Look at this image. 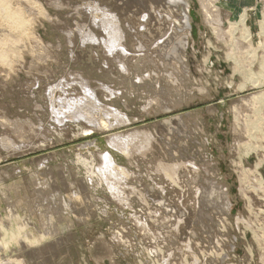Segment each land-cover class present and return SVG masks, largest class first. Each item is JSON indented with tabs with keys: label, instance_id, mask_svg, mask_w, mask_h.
I'll return each instance as SVG.
<instances>
[{
	"label": "rangeland",
	"instance_id": "obj_1",
	"mask_svg": "<svg viewBox=\"0 0 264 264\" xmlns=\"http://www.w3.org/2000/svg\"><path fill=\"white\" fill-rule=\"evenodd\" d=\"M146 1L8 0L10 9L21 14L23 24L22 29L17 31L0 17V42H6L9 36L11 38V50L6 53L7 63L0 61V226L3 228L2 230L0 227V264H264V2H258L257 6L234 9L228 0L174 1L172 5L177 7L176 14L183 12L185 5L187 6L188 18L187 26L181 27L183 30L178 28L172 32L173 35H169L173 39L170 40L171 45H175L179 38L185 43L179 51L182 68L175 69L171 63L169 66L165 65L167 60H177L166 56L168 47H165V54L164 49L153 45L152 42L156 44L158 36L143 34L145 38L142 34L139 36L140 34L135 33L140 14L146 12L144 6L151 5L150 1L146 5ZM105 10L106 13H114L115 16L112 15L119 21L127 52L133 55L138 50L134 55L142 54L140 57L135 56L132 63L124 62L127 65L122 71L118 62L115 63V60L114 62L102 52L103 45L100 41L105 33L95 22L99 23ZM243 13H246L245 24L250 31V40L243 39L244 34L240 30L239 22ZM133 18L137 19L133 22L135 27L131 22L134 21ZM127 22L132 24V29L129 30ZM134 28L132 37L131 30ZM85 30L86 33L92 31L96 40L91 42L81 38ZM181 30L185 33H181ZM152 39L154 51L149 43ZM132 43L137 48L132 47ZM142 46L145 48H141ZM133 48L135 50L132 53ZM146 53H154L157 62V59L162 58L159 61L162 65L153 61V56H146ZM160 53L163 56L161 58L158 56ZM103 61H106L105 65L102 64ZM101 66L111 68L109 72L112 75L108 69L103 72ZM170 66L174 68L173 74ZM177 69L181 72L176 71ZM168 72L170 80L166 77ZM144 76L148 78L144 79ZM77 78L78 81L83 79L89 82L86 81V84L94 91L97 102L100 101L97 110L101 108L103 112L95 110L96 121L89 125L92 128L88 131H82L84 125H81L84 123L78 120H66L69 126L65 129L64 126L57 125L59 122L54 119L51 108L56 107L54 97L60 95V92L62 94L64 91L66 97L71 93H79V96L83 94L82 84L77 81V85ZM100 83L106 87L102 88ZM173 83L174 86L171 85ZM55 86L56 90L53 89ZM50 92L53 93L52 96H48L51 95ZM260 92H263L259 94L263 97L255 96V93ZM49 97L54 101H49ZM108 108L110 111L116 109L117 113H108ZM105 110L110 115L105 114ZM166 120L167 124L164 123ZM171 124H175L180 131L175 127L173 130ZM128 134L132 138L137 134L138 138L135 136L134 140H130ZM113 135L123 136L121 138L125 140L124 147L126 145L127 148L123 150L109 146L107 139ZM131 142L133 147H130ZM120 150L124 152H119ZM126 150L131 151L130 155ZM105 151L126 171V174H119L118 179L115 177L112 180H115L114 183L111 181L112 187L120 195L108 191L106 181L95 171L99 162L98 153ZM84 161L87 166H84ZM179 162L182 165L187 162L183 171ZM191 162L193 166H188ZM89 165L90 171L87 170ZM168 165L175 168V172L178 171V175L175 173L176 181L181 179L182 183L176 182L173 176L170 182H165L168 180L167 176L173 174L172 168L171 171H164L165 166L170 167ZM189 168H194L193 173L187 170ZM185 170L190 173V177ZM166 171L169 172L167 176ZM194 172L198 174L195 175ZM40 173L42 178H39ZM35 179L41 183L33 182ZM77 179H81L80 182ZM173 181L180 183L177 186ZM78 182L81 188L77 185ZM153 182H156L155 185H162V189H158ZM73 183L76 185L73 186ZM169 183L172 184L170 188ZM37 184H44L45 189L40 191L42 185L37 189ZM194 186L198 187V194ZM46 187L52 189L53 193ZM185 187L190 188H186L189 191L184 190ZM56 189L60 196L56 195ZM76 189L84 190L79 193ZM72 190L80 194L78 200L69 196L68 193ZM199 194L201 197L209 194L207 197L212 200L201 201ZM114 197L120 200L117 201ZM176 197L181 199L180 204L182 200L186 202L181 207L187 206L188 212H180L183 209L177 207L180 205L179 200H174ZM188 198L192 203L196 202L197 208L195 203V209L193 208ZM65 204H69V208L66 209ZM208 204L211 207H207ZM164 205L174 212L166 211ZM59 206L63 207L62 212ZM55 208L59 209L58 213H55ZM80 211L84 213L81 214ZM180 218L183 220L178 221L179 228L175 227ZM134 219H139L140 225ZM180 221H183L181 225ZM142 225L150 230L146 232L147 227ZM18 227L22 231L17 243L9 241L4 244L2 241L7 240L12 232L18 233ZM174 228H178V231H173ZM148 231L151 233L147 235ZM3 235L7 237L4 238ZM25 235H29L31 239L39 238L40 241L30 244L26 240L29 236ZM20 240L22 244H19ZM187 243L189 245L185 247ZM159 249L163 250V255Z\"/></svg>",
	"mask_w": 264,
	"mask_h": 264
},
{
	"label": "bare ground",
	"instance_id": "obj_2",
	"mask_svg": "<svg viewBox=\"0 0 264 264\" xmlns=\"http://www.w3.org/2000/svg\"><path fill=\"white\" fill-rule=\"evenodd\" d=\"M123 1V0H122ZM145 1V0H144ZM148 2H149V4H151L150 6H147V7H145L144 6V9L146 8V12L145 13H142V14H140V18L138 19V21L139 22H136V24H137V26H136V24L134 25L133 24V22H135V20L137 21V19H135L134 20V18L136 17V15H135V17L132 19V20H134V21H131L132 22V24H133V26L135 27L136 26V34H140L139 36H141V34L143 35V34H145V36L148 34L149 36H151V35H153L154 37H157L158 36V39H157V42H156V44H155V42H152L153 41V39L151 40V41H149V43H150V46L152 45L151 44V42L152 43H154L153 45L154 46H158L159 48H162V50H163V52H165L166 50V52H167V54H166V52H165V54H166V56L169 58V57H171V58H174V59H177V60H175V61H172V59H171V61L170 62H168V60H167V64H165V65H170V63H171V65L173 66L174 65V68L176 69V68H178V69H180V68H182V60H180V57H179V51L184 47V45H185V43L183 44V42H182V40H181V38H179L178 39V41H177V43L175 44V45H171V43H172V41H170V40H173V39H171V36L169 37V35H170V33H172V32H174V31H176V29H178L179 28V30H180V28L182 27H185V26H187V20H188V18H187V14H186V5H185V9H184V11L183 12H179L178 14H176V12H175V10H177V7H176V5H172L173 3H175L174 1H176V0H147ZM146 1V5H147V2ZM178 1V0H177ZM205 1V0H204ZM113 2V1H112ZM130 3H131V1H130ZM152 3H154V4H156V5H153ZM169 5H168V4ZM122 4V3H121ZM180 4H181V2H180ZM203 4V3H202ZM96 5V4H95ZM99 5V4H98ZM121 6V5H120ZM122 6H123V4H122ZM121 6V7H122ZM134 6V5H133ZM175 6V7H174ZM123 7H125V6H123ZM103 8H105V7H103ZM126 8H127V6H126ZM138 8H140V7H138ZM175 8V9H174ZM211 8V7H210ZM96 9V8H95ZM121 9H123V8H121ZM92 10V9H91ZM128 10V9H127ZM138 10V9H137ZM107 11H109V10H107ZM210 11V10H209ZM22 12V11H21ZM101 12V11H100ZM99 12V13H100ZM139 12V11H138ZM211 12V11H210ZM98 13V14H99ZM141 13V12H140ZM101 14V13H100ZM112 14H114V13H112ZM112 14H110V13H106V10H105V12H103V16H101V15H98V16H101L102 18L100 19V21H99V23L97 24L95 21V24L96 25H99L100 26V29L102 28V30L104 31V33H105V37H101V43L100 44H102L103 46H102V52H104V53H106V55L107 56H109V58H112L113 59V61L115 62V63H117L118 62V66H121V68H119L120 70L121 69H123L124 68V66H126L125 65V63L127 62L128 64L129 63H132V61H134V57L135 56H137V55H134L135 53H136V51H138V50H135L134 48L131 50L132 51V53H133V51L135 50V52L133 53V55H130V53L129 52H127V49L125 48V46H127V44H126V42H125V39H124V32L122 31V29L120 28V26H119V21L117 20V18L116 17H114L115 16V14H114V16L112 15ZM131 14H133V13H131ZM244 14H246V13H243L242 14V16L240 17V27H241V29L240 30H242V34H244L242 37H243V39H245V40H250V38H249V36H250V31H249V29L246 27V24H245V19H246V17L244 16ZM90 15V14H89ZM24 16V15H23ZM0 17H2V19H5L6 21H7V23L9 24V26L11 27V28H13L14 30H17V31H19L20 29H22L21 27H22V24H23V20H22V17H21V14L18 12V11H15V10H11L10 9V7H9V4H8V0H0ZM132 16H130V18H131ZM94 18V17H93ZM119 19V18H118ZM212 19V18H211ZM92 20V19H91ZM97 20H98V18H97ZM130 20V19H129ZM3 21V20H2ZM121 24V23H120ZM127 24V27L129 28V30L130 29H132V24L131 25H129L128 24V22L126 23ZM262 26H263V24H261ZM98 27V26H97ZM122 27V26H121ZM181 28V29H182ZM125 29V28H124ZM216 29V28H215ZM29 30V29H28ZM86 30H88V29H86ZM86 30H85V33H83L84 34V36H83V34H82V36H81V38H83V39H85V40H89V41H95L96 39V36H93L91 33H92V31H89L90 33H86ZM90 30V29H89ZM126 30V29H125ZM124 30V31H125ZM135 30V28L133 29V30H131V36H132V34H133V31ZM183 30V29H182ZM182 30H181V33H183L182 32ZM83 31V30H82ZM178 31V30H177ZM179 32V31H178ZM81 33V32H80ZM185 33V32H184ZM183 33V34H184ZM180 33H178V35H179ZM81 35V34H80ZM172 35H173V33H172ZM144 36V35H143ZM144 36V37H145ZM219 36V35H218ZM23 37V36H22ZM133 37V36H132ZM251 37V36H250ZM6 38V37H5ZM98 38V37H97ZM126 38V37H125ZM146 38V37H145ZM147 38H148V36H147ZM149 38H152V37H149ZM184 38V37H183ZM8 40L6 41V42H0V61H2V62H5V63H7L6 62V53L9 51V50H11V38H10V36L7 38ZM72 39V38H71ZM134 39V38H133ZM133 39H132V41H133ZM136 39V38H135ZM144 39V38H143ZM145 40V39H144ZM150 40V39H149ZM242 40V39H241ZM155 41V40H154ZM97 42L99 43V41L97 40ZM131 42V41H130ZM136 42V41H135ZM142 42V41H141ZM171 42V43H170ZM243 42V41H242ZM71 43V42H70ZM96 43V42H95ZM137 43H140L139 41H137ZM148 43V44H149ZM174 43V42H173ZM246 43V42H245ZM249 43H250V41H249ZM37 44V43H36ZM81 44V43H80ZM83 44V43H82ZM90 44V43H89ZM99 44V45H100ZM144 44V43H143ZM142 44V45H143ZM168 44H170V45H168ZM132 47H134L135 46V48H137L136 46L137 45H135V44H133L132 43ZM140 45H141V43H140ZM153 45L151 46V49L153 50ZM168 45V46H167ZM92 46V45H91ZM145 46V45H144ZM144 46H142L141 48H143ZM165 47H168L169 48V50H168V48L165 50ZM139 48V47H138ZM145 48V47H144ZM158 48V49H159ZM95 49V48H94ZM146 49H150V47L149 48H147L146 47ZM157 49V51H159ZM129 50V49H128ZM142 50V49H141ZM145 50V49H144ZM152 50H150V51H152ZM156 50V49H155ZM154 51V50H153ZM140 52V51H139ZM138 52V53H139ZM142 52V51H141ZM145 52H147V51H145ZM159 52H162V51H159ZM162 52V53H163ZM103 53V54H104ZM129 53V54H128ZM155 53H157L158 54V52H156L155 51ZM149 54V53H148ZM154 54V53H153ZM153 54H149V55H147V53H146V56H153ZM181 54V53H180ZM81 55V54H80ZM94 55V54H93ZM142 55V54H141ZM140 55V56H141ZM144 55H145V53H144ZM143 55V56H144ZM156 55V54H155ZM163 56H165L164 55V53L162 54ZM161 55V53L158 55L160 58L161 57H163ZM96 56V58H97V55H94V57ZM139 55L137 56V57H140ZM146 56H144L145 58L144 59H146ZM165 56V57H166ZM173 56V57H172ZM105 57V56H104ZM137 57H136V59H137ZM154 58V60L153 61H155V59H156V56H153ZM158 57V58H159ZM151 57H148V59H150ZM167 58V59H168ZM92 59H93V57H92ZM103 59H106V58H103ZM102 59V60H103ZM108 59V58H107ZM112 59H111V61H112ZM135 59V60H136ZM142 59H143V57H142ZM143 59V60H144ZM162 59V58H161ZM160 59V60H161ZM165 59V58H164ZM163 59V60H164ZM109 60V59H108ZM151 61H152V59H150ZM158 60V62L157 61H155V62H157L158 64H160V65H162L160 62L162 61H160L159 59H157ZM107 61V60H106ZM106 61L104 62H102V64L103 65H105L104 63H106ZM137 61V60H136ZM152 61V62H153ZM160 61V62H159ZM87 62V61H86ZM92 62V61H91ZM109 62H110V60H109ZM125 62V63H124ZM164 62H166L165 60H164ZM112 63V62H111ZM110 63V64H111ZM134 63H137V62H134ZM140 63H142V62H140ZM109 64V63H108ZM107 64V65H108ZM146 64V63H145ZM152 64V63H151ZM156 64V63H155ZM154 64V65H155ZM99 65V64H98ZM133 65V64H132ZM135 65V64H134ZM141 65V64H140ZM139 65V66H140ZM148 65H150V64H148ZM154 65H153V68H154ZM165 65H164V67H165ZM142 66H143V64H142ZM142 66H140V67H142ZM102 68H103V72H105V71H107V69H108V72H109V70L111 69H109V68H106L105 66H101ZM129 67V66H128ZM132 67V66H131ZM158 67V66H157ZM156 67V68H157ZM162 67V66H161ZM171 67V66H170ZM169 67V68H170ZM116 68H118V67H116ZM126 68V67H125ZM133 68V67H132ZM137 68V67H136ZM143 68V67H142ZM163 68V67H162ZM172 68V67H171ZM174 68H172L170 71L172 72V70H174ZM129 69V68H128ZM155 69V68H154ZM178 69L176 70V71H178ZM102 69H100V71H101ZM125 70H127V69H125ZM124 70V72H126ZM131 70V69H130ZM133 70V69H132ZM150 70V69H149ZM167 70V69H166ZM122 71V70H121ZM121 71H119L120 73H121ZM153 71V70H152ZM167 71H169V70H167ZM166 71V72H167ZM180 71V70H179ZM178 71V72H179ZM112 73H113V71H111ZM173 72H175V71H173ZM173 72H172V74H173ZM181 72V71H180ZM110 73V72H109ZM123 73V72H122ZM127 73H128V71H127ZM100 74V73H99ZM111 74V73H110ZM130 74H131V71H130ZM134 74H136V73H134ZM146 74V76H148L147 75V73H145ZM144 74V75H145ZM156 74V73H155ZM154 74V75H155ZM161 74V73H160ZM165 74V73H164ZM163 74V75H164ZM168 74H169V72H168ZM168 74H166V77H168L169 78V76H170V74L168 75ZM74 75V74H73ZM78 75H80V74H78ZM104 75V74H103ZM105 75H106V73H105ZM112 75V74H111ZM120 75V74H119ZM127 75H129V74H127ZM138 75V74H137ZM157 75V74H156ZM107 76H109V75H107ZM122 76V75H121ZM130 76V75H129ZM132 76V75H131ZM175 76V75H174ZM134 77V76H133ZM138 77V76H137ZM140 77H142V76H140ZM145 77V76H144ZM143 77V78H144ZM154 77V76H153ZM156 77V76H155ZM165 77V76H164ZM177 77V76H176ZM68 78V77H67ZM80 78V77H79ZM119 78V77H118ZM127 78V77H126ZM146 78H148V77H145L144 79H146ZM173 78V77H172ZM171 78V79H172ZM64 79H66V78H64ZM71 79V78H70ZM69 79V80H70ZM173 79H177V78H173ZM172 79V80H173ZM179 79V78H178ZM124 80V79H123ZM136 80H138V79H136ZM169 80H170V78H169ZM74 81V80H73ZM78 81V78H77V80H76V82ZM79 81H80V79H79ZM78 81V82H79ZM85 81V80H84ZM83 81V79L80 81V83L82 84V89H83V94L81 95V96H79L78 94L79 93H77V94H73L72 95V93L70 94V96H68V97H66L64 94L65 93H63L62 92V94H61V92H60V95H57V96H55L54 97V100H56V101H54L53 100V98L51 99L50 97V99H49V101L50 100H53L54 102H56V107H54L53 108V106L51 107L52 109H53V112H54V119L57 121V122H59V123H57V125L58 124H60V126L61 127H63L64 129L66 128V127H68L69 126V124H67L66 123V120H78V122H83L84 124H82L81 126H83V130L82 131H88V130H90L91 128H92V126H91V128L89 127V125H92V124H94L95 123V118H96V116L94 117V112L96 113V111L95 110H97V108H98V106H99V102L100 101H98L97 102V100L98 99H96V97H95V93H93L94 91H92V90H90L91 88L89 87L90 85H87L86 84V81L84 82ZM139 81V80H138ZM137 81V82H138ZM165 81V80H164ZM168 81V80H167ZM78 82H77V85H78ZM98 82V81H97ZM140 82H142V81H140ZM170 82V81H169ZM181 82V81H180ZM99 83V82H98ZM102 83V82H101ZM101 83H100V85H101ZM171 83H172V81H171ZM176 83H177V81H176ZM175 83V85H177ZM56 84V83H55ZM63 84V83H62ZM65 84H66V82H65ZM157 84H159L158 82H157ZM68 85H69V83H68ZM71 85V84H70ZM103 85V84H102ZM101 85V86H102ZM137 85V84H136ZM171 85H173L174 86V83L173 84H171ZM179 85V84H178ZM52 86V85H51ZM67 86V85H66ZM105 87H106V85H104ZM104 86H102V88H104ZM126 86V85H125ZM57 86H55V87H53V89H55ZM59 87V86H58ZM65 87V86H64ZM63 87V88H64ZM81 87V86H80ZM157 87V86H156ZM172 87V86H171ZM240 87H243V86H240ZM51 88V87H50ZM60 88V87H59ZM63 88H61V90H63ZM90 88V89H89ZM179 88V87H178ZM177 88V89H178ZM52 88H51V90H53ZM67 89V88H66ZM81 89V88H80ZM95 89H97V88H95ZM106 89H109V87H107ZM105 89V90H106ZM116 89V88H115ZM163 89V88H162ZM174 89H176V88H174ZM174 89H172V90H174ZM50 90V89H49ZM50 90V91H51ZM56 90V89H55ZM55 90H53V92H55ZM60 90V89H59ZM59 90H58V93H59ZM93 90H94V88H93ZM111 90V89H110ZM110 90H107V91H110ZM157 90V89H156ZM160 90V89H159ZM66 91V90H65ZM68 91V90H67ZM66 91V92H67ZM106 91V92H107ZM114 91V90H113ZM119 91V90H118ZM203 91V90H202ZM49 92V91H48ZM47 92V93H48ZM81 92H82V90H81ZM159 92V91H158ZM50 94H51V92H50ZM53 94V93H52ZM52 94L51 95H49L48 94V96H52ZM118 94H120V93H118ZM118 94H116V95H118ZM165 94V93H164ZM255 94H257V95H255V96H258L259 98L260 97H263L262 95H259V94H263V92H260V93H255ZM55 95H56V93H55ZM111 95V94H110ZM109 95V96H110ZM34 96V95H33ZM162 96V95H161ZM254 96V95H253ZM114 97V96H113ZM159 97V96H158ZM257 97V98H258ZM111 98V97H110ZM100 99V98H99ZM109 99V98H108ZM159 99V98H158ZM151 100H154V99H151ZM155 101V100H154ZM156 101H157V99H156ZM52 102V101H51ZM149 102V101H148ZM151 102V101H150ZM159 102V101H158ZM52 104V103H51ZM50 104V105H51ZM54 104V103H53ZM151 105V103H148V105ZM157 105H159L158 103H157ZM101 106H102V103H101ZM100 106V107H101ZM38 107V106H37ZM146 107V106H145ZM149 107V106H148ZM151 108V107H150ZM41 109V108H40ZM109 109V108H108ZM143 109V108H142ZM148 109V108H147ZM147 109H145V110H147ZM100 110H101V108L99 109V110H97V111H99L100 112ZM112 110V109H111ZM116 110V109H115ZM114 110V108H113V111L115 112V113H117V110L115 111ZM113 111H110V109L107 111L108 113H110V112H113ZM150 111V110H149ZM53 112H51V113H53ZM101 112H102V110H101ZM106 112V110L104 111V113ZM103 113V112H102ZM108 113H105V114H108ZM53 115V114H52ZM99 115V114H98ZM108 115H110V114H108ZM112 115H114V114H112ZM117 115V114H116ZM118 115H120V113L118 114ZM117 115V116H118ZM105 116V115H104ZM122 116V115H121ZM120 116V117H121ZM51 117V116H50ZM99 117V116H98ZM113 117V116H112ZM119 117V116H118ZM117 117V118H118ZM113 118H116V117H113ZM123 119H124V117H122ZM173 119V118H172ZM171 119V120H172ZM99 120V119H98ZM97 120V121H98ZM116 120H118L119 121V119H116ZM179 120V119H178ZM56 121H54V122H56ZM75 121H74V123H75ZM108 121V120H107ZM73 122V121H72ZM99 122H102V121H99ZM99 122H96V124H98ZM123 122V121H122ZM125 122H127V121H125ZM180 122V121H179ZM41 123V122H40ZM105 123V122H104ZM129 123V122H128ZM164 123L165 124H167V120H166V122L164 121ZM168 123H170V121H168ZM177 123H178V121H177ZM177 123H176V125H177ZM108 124V123H107ZM118 124V123H117ZM122 124V123H121ZM181 124V123H180ZM180 124H179V126H180ZM99 125V124H98ZM111 125V124H110ZM109 125V126H110ZM116 125V124H115ZM115 125H113V126H115ZM123 125V124H122ZM172 125V124H171ZM175 125V124H174ZM174 125H172L173 126V130H174V127H175V129L176 130H178V131H180L179 129H177L176 127V125L174 126ZM183 125V124H182ZM72 126V125H71ZM76 126V125H75ZM80 126V127H81ZM104 126V125H103ZM119 126V125H118ZM169 126V125H168ZM172 126H169V127H171V128H169V129H172ZM89 127V128H88ZM97 127H100V126H97ZM96 127V128H97ZM102 127V126H101ZM100 127V128H101ZM167 127V126H166ZM184 127V126H183ZM70 128V127H69ZM73 128V127H72ZM95 128V127H94ZM109 128H111V127H109ZM58 129V128H57ZM107 129V128H106ZM168 129V131H170ZM175 130V131H176ZM183 130V129H182ZM181 130V131H182ZM59 131V130H58ZM70 131V130H69ZM72 131V130H71ZM160 131H163V130H160ZM177 131V132H178ZM61 132V131H60ZM62 132H63V130H62ZM65 132V131H64ZM75 132V131H74ZM77 132V131H76ZM135 133V132H134ZM134 133H130V134H134ZM137 133V132H136ZM169 133H171V131L169 132ZM178 133H181V132H178ZM64 134V133H63ZM67 134V133H66ZM68 134H69V132H68ZM76 134V133H75ZM162 134V133H161ZM181 134H183V133H181ZM181 134H179V136L181 135ZM120 135V134H119ZM137 135V134H136ZM135 135V136H136ZM150 135V134H149ZM156 135V134H155ZM172 135V134H171ZM177 135V134H176ZM70 136V135H69ZM127 136V135H126ZM135 136H134V138H132V137H130L129 136V134H128V137H129V139L130 138H132L133 140L135 139ZM143 136H145V135H143ZM152 136V135H151ZM165 136V135H164ZM121 137H123V136H121ZM121 137H119L118 135H113L112 137H108V139H107V143H108V145L109 146H113L112 148H114V147H116L115 149H118V148H121V149H123L124 150V148H127V146L125 145V147H124V139L123 138H121ZM125 137V136H124ZM127 137V138H128ZM137 137V136H136ZM147 137V136H146ZM126 138V139H127ZM138 138V137H137ZM140 138V137H139ZM148 138V137H147ZM147 138H146V140H147ZM150 136H149V141H150ZM171 138V137H170ZM176 138V137H175ZM128 139V140H129ZM167 139V138H166ZM172 139V138H171ZM131 140V139H130ZM137 140V139H136ZM154 140V139H153ZM161 140V139H160ZM169 140V139H168ZM139 141V140H138ZM143 141V140H142ZM148 141V140H147ZM166 141V140H165ZM123 143V144H122ZM132 143V144H131ZM130 144V147H133L132 145H133V142H131ZM125 144H127V143H125ZM142 144V143H141ZM144 144V143H143ZM127 145H129V143L127 144ZM176 145V144H175ZM140 146V145H139ZM149 146H150V144H149ZM169 146V145H168ZM135 147H137V146H135ZM168 148V147H167ZM128 149H132V148H128ZM122 150V151H123ZM135 150H136V148H135ZM121 150L119 151V152H122ZM127 151V150H126ZM134 151V150H133ZM124 152V151H123ZM122 152V153H123ZM127 152H129V153H127V154H129L130 155V152L131 151H127ZM175 153V152H174ZM181 153V152H180ZM132 154V153H131ZM172 154V153H171ZM176 154V153H175ZM126 155V154H125ZM174 155V154H173ZM181 156V155H180ZM129 157V156H128ZM131 157V156H130ZM177 157V156H176ZM178 158V157H177ZM98 159H99V162H98V165H96V168H95V171L97 172V174H99V176L101 177V179H104L105 181H106V183H107V185H108V191H110L111 190V192H112V194H113V192H115V194H118V193H116V192H118V190L113 186L112 187V180L116 177L117 179H118V177L117 176H120L119 174H123V173H125L126 174V171L123 169V167H121L120 165H117L114 161H113V159H112V157L110 156V154L107 152V151H105V152H103V153H98ZM186 160V159H185ZM189 160V159H188ZM83 161V160H82ZM178 161V160H177ZM183 161V160H182ZM188 162V161H187ZM187 162H184V164L185 163H187ZM178 164H181L182 165V162L180 163H178ZM178 164H175L176 166L178 165ZM184 164L182 165L183 167L181 168L180 166V168L182 169V171H183V168H184ZM87 166V163L84 161V166ZM172 166L174 165L173 163L171 164ZM186 165V164H185ZM193 166L192 165V162L190 163V164H188V166ZM196 165V164H195ZM42 166V165H41ZM170 165H168L167 167H169ZM158 167H160V165L158 166ZM164 167V166H163ZM173 167H175V166H173ZM173 167H169V168H166V166H165V168H164V171L165 170H169L170 168H172V170L173 171H171V169L169 170V171H171L173 174L172 175H169L170 177L171 176H173L174 177V179H175V181H176V174L175 173H177V172H175V168H173ZM179 167H177V168H179ZM89 168H90V165L88 166V171H90L89 170ZM162 168V167H161ZM160 168V169H161ZM194 168H196V167H194ZM194 168H192L193 170H194ZM41 169H44L43 167L41 168ZM185 169H186V167H185ZM191 168H189V169H187V170H191L192 171V173H193V170H192ZM51 170H52V168H51ZM177 170V169H176ZM187 170H185V171H187ZM196 170H197V168H196ZM45 171V170H44ZM43 171V172H44ZM48 171V170H47ZM53 171V170H52ZM91 171H92V168H91ZM162 171V170H161ZM39 172V171H38ZM55 172V171H54ZM167 172V171H166ZM166 172H164V173H166ZM198 172V171H197ZM197 172H194L195 173V175H196V173ZM52 173V172H51ZM151 173V172H150ZM163 173V172H162ZM185 173V172H184ZM186 173H188V171L186 172ZM37 174V173H36ZM36 174H33V175H35L36 176ZM50 174V173H49ZM94 174V173H93ZM92 174V175H93ZM169 174V172H167V174H166V176ZM189 174V177H190V173H188ZM198 174V173H197ZM32 175V176H33ZM46 175V174H45ZM160 176L161 175H163V174H159ZM175 175V176H174ZM177 175H178V173H177ZM183 175H185V174H183ZM124 176V175H123ZM164 177H165V175H163ZM180 176V175H179ZM186 176V175H185ZM191 176H193V175H191ZM45 177V176H44ZM95 177V176H94ZM99 177V178H100ZM127 177V176H126ZM130 177V176H129ZM164 177H163V179H164ZM170 177H168L167 176V178H168V180H165V182L166 181H171L172 180V177H171V179H170ZM188 177V178H189ZM196 177V176H195ZM194 177V178H195ZM34 178V177H33ZM32 178V179H33ZM39 178H42L41 177V173H40V177ZM90 178V177H89ZM98 178V177H97ZM115 178V179H116ZM167 178H165V179H167ZM181 178H183V177H181ZM187 178V179H188ZM48 179V178H47ZM85 179V178H84ZM120 179V178H119ZM123 179V178H122ZM159 179H161L160 177H159ZM170 179V180H169ZM186 179V178H185ZM184 179V181H186ZM31 180V179H30ZM45 180V179H44ZM78 180V179H77ZM81 180V179H80ZM80 180H78L79 182H80ZM83 180V179H82ZM94 180V179H93ZM103 180V181H104ZM129 180V179H128ZM157 180V179H156ZM181 180V179H180ZM179 179H178V181H180ZM189 180V179H188ZM190 180H191V178H190ZM189 180V181H190ZM193 180V179H192ZM39 181V180H38ZM38 181H36V179L33 181V182H38ZM47 181V180H46ZM74 181V180H73ZM91 181V180H90ZM110 181V182H109ZM112 181V182H111ZM117 181V180H116ZM163 181V180H162ZM173 181L174 183H176V182H178V181ZM182 181V180H181ZM180 181V182H181ZM196 181V180H195ZM78 182V183H79ZM83 182H84V180H83ZM89 182V181H88ZM95 182V181H94ZM114 182H115V180H114ZM113 182V183H114ZM118 182V181H117ZM120 182V181H119ZM173 182H171L173 185H174V183ZM179 182V183H180ZM183 182V181H182ZM181 182V183H182ZM31 183H32V181H31ZM38 183H41V182H38ZM43 183V182H42ZM47 183H48V181H47ZM50 183V182H49ZM77 183V185L81 188V186H80V183L78 184ZM98 183V182H97ZM103 183H105V182H103ZM154 183V182H153ZM156 183V182H155ZM155 183H154V185H155ZM157 183H159V181L157 182ZM171 183H169L168 185H169V188L170 187H172V184ZM179 183H176L177 184V186H178V184ZM193 183V182H192ZM44 184H46V182L44 183ZM43 184V185H44ZM72 184V183H71ZM74 184L75 183H73V186H74ZM87 184V183H86ZM117 184V183H116ZM116 184H115V186H116ZM161 184V183H160ZM176 184H175V186H176ZM184 184H187V183H185L184 182ZM197 184V183H196ZM32 185V184H31ZM38 185V184H37ZM40 185H42V184H39L38 186H37V189L39 188V187H41ZM42 185V187L41 188H39V190L40 191H42L43 189L42 188H44L45 189V187ZM48 185V184H47ZM76 185V184H75ZM84 185V184H83ZM82 185V186H83ZM95 185V184H94ZM157 186H158V184H156ZM155 185V186H156ZM167 185V186H168ZM193 185H194V183H193ZM192 185V186H193ZM35 186V185H34ZM100 186V185H99ZM156 186V187H157ZM162 185H160V186H158L159 188L158 189H162V187H161ZM174 186V187H175ZM197 186H198V184H197ZM196 186V188L198 189V187ZM199 186H200V184H199ZM204 186V185H203ZM202 186V187H203ZM208 186H209V184H208ZM207 186V188H209ZM47 187H49V186H47ZM46 187V188H47ZM77 187V186H76ZM78 187V188H79ZM86 187V186H85ZM85 187H83V188H85ZM97 187V186H96ZM105 187V186H104ZM118 187V186H117ZM155 187V189H157ZM164 187V186H163ZM181 187H183V186H181ZM50 188H53V187H50ZM65 188H66V185H65ZM67 188H69L68 187V185H67ZM92 188V187H91ZM122 188V187H121ZM167 188V187H166ZM177 188V187H176ZM184 188V187H183ZM187 187H185V189L184 190H187V189H190V188H187ZM196 188H195V186H194V189L196 190ZM48 189V188H47ZM59 189V188H58ZM71 189H74L73 187L71 188ZM173 189V188H172ZM178 189H179V187H178ZM177 189V190H178ZM202 189V188H201ZM200 189V190H201ZM48 190H50V189H48ZM52 190V189H51ZM50 190V191H51ZM57 190V189H56ZM68 190V189H67ZM77 190V189H76ZM76 190H72L70 193H68V194H70L69 196L74 200V199H77L78 200V198H79V195L80 194H78V192L80 193H82V191L84 190H80V191H76ZM88 190V189H87ZM184 190H182V191H184ZM193 190V189H192ZM191 190V191H192ZM199 190V189H198ZM47 191V190H46ZM53 191V190H52ZM51 191V192H52ZM66 191V190H65ZM91 191V190H90ZM163 191V190H162ZM164 191H166L165 190V188H164ZM164 191L162 192V196L164 195ZM175 190L173 189V192H174ZM181 191V190H180ZM181 191V192H182ZM187 191H189V190H187ZM186 191V192H187ZM204 191H205V189H204ZM64 192V191H63ZM87 192V191H86ZM92 192V191H91ZM133 192V191H132ZM155 192V191H154ZM177 192V191H176ZM197 194H198V192H197V190L195 191ZM195 192L193 193V194H195ZM206 192V191H205ZM214 192V191H213ZM49 193V192H48ZM53 193V192H52ZM55 193H57L56 195H59L58 194V190H57V192H55ZM88 193V192H87ZM121 194H122V192H120ZM170 193L172 194V192L170 191ZM178 193H179V191H178ZM189 193V192H188ZM203 193V192H202ZM220 193V192H219ZM44 194V193H43ZM42 194V195H43ZM61 194V193H60ZM65 194V193H64ZM114 194V195H115ZM157 194V193H156ZM192 194V195H193ZM197 194H195V196L197 195ZM46 195V194H45ZM82 195V194H81ZM84 195V194H83ZM90 195V194H89ZM118 195H120V194H118ZM118 195H115V196H117V198H119L118 197ZM126 195V194H125ZM124 195V196H125ZM155 195V194H154ZM170 195V194H169ZM173 195V194H172ZM175 195V194H174ZM181 195H182V193H181ZM203 195V194H202ZM48 196H51V195H49L48 194ZM55 196V195H54ZM54 196L51 198V200L54 198ZM60 196V195H59ZM88 196V195H87ZM176 196V195H175ZM174 196V197H175ZM178 196V195H177ZM183 196L185 197V195H184V193H183ZM199 196H200V194H199ZM207 196H209V194L207 195ZM206 195H203V197H201L200 199H201V201H202V199H203V201L205 200V201H207V200H209L210 198H208ZM47 197V196H46ZM45 197V198H46ZM57 197V196H56ZM93 197V196H92ZM112 197H113V195H112ZM158 197H159V195H158ZM157 197V198H158ZM169 197H171V196H169ZM173 197V196H172ZM180 197V196H179ZM58 198V197H57ZM61 198V197H60ZM64 198V197H63ZM63 198H62V201H63ZM83 198V197H82ZM85 198V197H84ZM83 198V199H84ZM91 198V197H90ZM115 199H116V197H114ZM121 198V197H120ZM178 197H176V199H174L175 201L176 200H179V204L178 205H180V206H177L178 208L179 207H181V204L183 203L184 205H185V203H184V201L182 200V203L180 204V198L179 199H177ZM186 198V197H185ZM196 198V197H195ZM208 198V199H207ZM213 198V197H212ZM254 198V197H253ZM42 199H44V195L42 196ZM47 199H49V201H50V198L49 197H47ZM67 199V198H66ZM69 199V198H68ZM98 199V198H97ZM96 199V200H97ZM125 199V198H124ZM159 199H160V197H159ZM168 199V198H167ZM189 199V198H188ZM255 199V198H254ZM57 200H59V198L57 199ZM93 200H95V198L93 197ZM117 201L118 200H120V199H116ZM122 200V199H121ZM126 200H128V198L126 199ZM162 200V199H161ZM166 200V199H165ZM172 200V199H171ZM193 200L195 201V199L193 198ZM192 200V201H193ZM210 200H212V199H210ZM45 201H46V199H45ZM67 201V200H66ZM102 201V200H101ZM123 201V200H122ZM121 201V202H122ZM125 201V200H124ZM154 201H156V198H155V200ZM158 201V200H157ZM168 201V200H167ZM173 201V200H172ZM175 201H173V202H175ZM186 201V200H185ZM188 201V200H187ZM189 201H190V199H189ZM198 201V200H197ZM201 201H200V203H201ZM222 201V200H221ZM48 202V201H47ZM47 202L45 203V204H47ZM52 202V201H51ZM54 202V201H53ZM64 202V201H63ZM80 202V201H79ZM126 202V201H125ZM178 202V201H177ZM177 202L175 203V204H177ZM191 202V201H190ZM189 202V203H190ZM49 203V202H48ZM55 203V202H54ZM82 203H85V201L83 202L82 201ZM82 203H80L81 205H82ZM89 203V202H88ZM118 203V202H117ZM159 203V202H158ZM165 203V202H164ZM167 203V202H166ZM192 203V202H191ZM193 203H195V205H196V202H193ZM193 203L191 204V205H193ZM199 203V202H198ZM206 202H203V204H205ZM208 203H209V201H208ZM217 203V202H216ZM216 203H215V206H216ZM222 203H223V201H222ZM38 204V203H37ZM44 204V205H45ZM63 204V203H62ZM87 204V203H86ZM86 204H84V205H86ZM90 204V203H89ZM119 204H121V203H119ZM123 204V203H122ZM168 204H170V203H168ZM173 204V203H172ZM220 204V203H219ZM54 205V204H53ZM59 205V204H58ZM64 205V204H63ZM83 205V206H84ZM90 205H92V204H90ZM126 205V204H125ZM129 205V204H128ZM195 205H193L194 207V209H195ZM199 205V204H198ZM48 206V205H47ZM46 206V207H47ZM69 206V204L67 205V204H65V208L67 209V208H69L68 207ZM76 206V205H75ZM127 206V205H126ZM165 206V205H164ZM168 206V205H167ZM189 206V205H188ZM205 206V205H204ZM204 206H203V208H204ZM55 207V206H54ZM59 207H61V206H59ZM59 207H57V208H59ZM90 207H92V206H90ZM120 207H121V205H120ZM160 207H161V205H160ZM166 207V206H165ZM169 207V206H168ZM168 207H166V211H169V212H174V211H172V209L169 207V209H168ZM172 207V206H171ZM184 207V206H183ZM190 207H192V206H190ZM200 207H202V206H200ZM206 207V206H205ZM207 207H211V206H209V204L207 205ZM217 207V206H216ZM224 207V206H223ZM226 207V206H225ZM49 208H52L51 206L49 207ZM48 208V209H49ZM57 208H55L56 209V212L55 213H58L57 211L59 210H57ZM63 207H61V212H62V209ZM64 208V209H65ZM83 208V207H82ZM82 208H81V210H82ZM186 208H187V206H186ZM186 208L184 207V208H182L181 207V209H183V210H181V209H179V210H181L180 212H182L183 214H184V212H188V211H186ZM192 208V209H193ZM196 208H197V205H196ZM218 208V207H217ZM53 209V208H52ZM78 209H80V208H78ZM92 209V208H91ZM97 209V208H96ZM205 209V208H204ZM93 210V209H92ZM92 210H90V211H92ZM48 211V210H47ZM55 211V210H54ZM65 211V210H64ZM75 211V210H74ZM90 211H88L89 213L88 214H91L90 213ZM178 211V210H177ZM203 211V210H202ZM51 212V211H50ZM71 212V211H70ZM78 212V211H77ZM81 212V211H80ZM158 212V211H157ZM176 212V211H175ZM191 212V211H190ZM63 213H65V212H63ZM84 213V212H83ZM82 212H81V214H83ZM95 213V212H94ZM93 213V214H94ZM52 214H54V213H52ZM73 214H74V212H73ZM72 214V215H73ZM79 214V213H78ZM78 214H76V215H78ZM92 214V215H93ZM174 214V213H173ZM24 215V214H23ZM41 215V214H40ZM85 215V214H84ZM57 216V215H56ZM67 216V215H66ZM75 216V215H74ZM80 216V215H79ZM91 216V215H90ZM53 217V216H52ZM52 217H51V221H52ZM60 216H58V218H59ZM65 217V216H64ZM89 217V216H88ZM135 217V216H134ZM133 217V218H134ZM138 217V216H137ZM152 217V216H151ZM170 217V216H169ZM185 217V216H184ZM11 218V217H10ZM20 218V217H19ZM57 218V217H56ZM83 218V217H82ZM159 218V217H158ZM186 218V217H185ZM44 219V218H43ZM67 219H68V217H67ZM170 219V218H169ZM168 219V220H169ZM187 219V218H186ZM6 220V219H5ZM59 220V219H58ZM62 220V219H61ZM65 220V222L67 223V221H66V219H64ZM74 220V219H73ZM82 219H80V221H81ZM135 220V219H134ZM133 220V221H134ZM156 220V219H155ZM165 220H167V218L165 219ZM179 220H183V219H177V223H176V226L175 227H178L179 228V225L177 226V224L179 223L178 221ZM50 221V222H51ZM54 221V220H53ZM63 221V220H62ZM86 221H88V220H86ZM135 221H137V223L136 224H139L138 223V221H139V219L138 220H135ZM6 222V221H5ZM58 222V221H57ZM82 222V221H81ZM183 222V221H182ZM182 222L180 221V225L182 224ZM187 222V221H186ZM185 222V223H186ZM2 223V222H1ZM8 223V222H7ZM56 223V222H55ZM73 223H74V221H73ZM142 223V222H141ZM188 223V222H187ZM186 223V224H187ZM9 224H10V222H9ZM46 224H47V222H46ZM50 225V224H49ZM67 225H69V224H67ZM140 225V224H139ZM144 225V224H143ZM142 225V226H143ZM146 225V224H145ZM8 226V225H7ZM43 226V225H42ZM62 226H63V224H62ZM70 226V225H69ZM68 226V227H69ZM149 226V225H148ZM201 226V225H200ZM1 227V226H0ZM45 227H46V225H45ZM139 227V226H138ZM144 227V226H143ZM145 227H147V226H145ZM144 227V228H145ZM181 227V226H180ZM182 227H183V225H182ZM2 228V227H1ZM19 228V227H18ZM54 228H55V226H54ZM140 228V227H139ZM142 228V227H141ZM177 228V229H178ZM57 228H55V230H56ZM146 229V232H147V230H150V229H148V227L147 228H145ZM176 229V230H177ZM186 229V228H185ZM189 229V228H188ZM2 230H3V228H2ZM5 230V229H4ZM38 230V229H37ZM143 230V229H142ZM154 230V229H153ZM152 230V231H153ZM175 230V228H174V230L173 231H176ZM6 231V230H5ZM20 231H22L21 230V228H19V231H18V233H16V232H10L11 233V235H9L10 237L9 238H7V240H5V241H2L4 244H7V242H9V241H16V243H17V239H18V237L20 236L19 234L21 233ZM49 231V230H48ZM138 231H141V230H139L138 229ZM144 231V230H143ZM142 231V234H144V232ZM178 231V230H177ZM187 231V230H186ZM52 232V231H51ZM56 232H58V231H56ZM145 232V233H146ZM149 233H146L147 235L148 234H150L151 232L150 231H148ZM1 233V232H0ZM7 233V232H6ZM53 233H55V232H53ZM138 233H140V232H138ZM193 233V232H192ZM25 234V233H24ZM28 234V233H27ZM43 234V233H42ZM47 234V233H46ZM120 234V233H119ZM141 234V233H140ZM153 234V233H152ZM151 234V235H152ZM0 235H2V234H0ZM5 235V234H4ZM4 235H3V237H4ZM172 235V234H171ZM26 236V235H25ZM27 236H29V235H27ZM26 236V237H27ZM143 236V235H142ZM7 237V236H6ZM6 237H4V238H6ZM43 237V236H42ZM63 237V236H62ZM148 237V236H147ZM0 238H1V236H0ZM32 238V237H31ZM30 238V236H29V238H26V240H29L28 242H30V244L32 243L33 244V242H35V243H38L39 241H40V239L39 238H34V239H31ZM56 238V237H55ZM65 238V237H64ZM143 238H145V235L143 236ZM24 239V238H23ZM59 239V238H58ZM57 239V240H58ZM3 240V239H2ZM61 240H63V238L61 239ZM145 240H147V239H145ZM59 243H60V241H58ZM57 242V243H58ZM148 242V241H147ZM50 244H51V242H49ZM49 243H48V247L47 248H49ZM57 243H55L56 245H57ZM58 243V244H59ZM183 243H185V242H183ZM19 244H22V242H21V240H20V243ZM29 244V243H28ZM42 244V243H41ZM54 244V243H53ZM179 244V243H178ZM17 245V244H16ZM44 245V244H43ZM52 245V244H51ZM186 245H187V247H188V243L187 244H185V247H186ZM5 246V245H4ZM22 246V245H21ZM24 246V245H23ZM28 246H30V245H28ZM33 246V245H32ZM40 246V245H39ZM42 246V245H41ZM46 246H47V244H46ZM46 246H44V247H46ZM53 246V245H52ZM58 246V245H57ZM25 247V246H24ZM44 247H42V249H44ZM159 247H160V245H159ZM158 247V248H159ZM184 247V248H185ZM5 248H6V246H5ZM18 248V247H17ZM53 248V247H52ZM184 248H182V249H184ZM3 249V248H2ZM7 249H8V247H7ZM21 249H23V247H21ZM36 249V248H35ZM51 249V248H50ZM188 249V248H187ZM20 250V249H19ZM29 250V249H28ZM53 250V249H52ZM56 250V249H55ZM161 249H159V252L161 253L162 251H160ZM46 251V250H45ZM177 251V250H176ZM180 252H181V250H179ZM191 251V250H190ZM26 252V251H25ZM32 252H34V251H32ZM31 252V253H32ZM54 252V251H53ZM158 252V251H157ZM156 252V253H157ZM159 252H158V255H159ZM21 253V252H20ZM29 253V252H28ZM31 253H29V254H31ZM26 254H27V252H26ZM33 254H35V252L33 253ZM32 254V255H33ZM23 255V254H22ZM36 255V254H35ZM34 255V256H35ZM40 255H42V254H40ZM161 255H163L162 253H161ZM167 255L168 254H166V257H167ZM169 255H170V257H171V255H172V252L171 253H169ZM18 256V255H17ZM37 257V256H36ZM10 259V258H9ZM167 259H169V257L167 258ZM161 260L163 261V259H162V257H161ZM165 260H166V258H165ZM28 261V260H27ZM166 261H168V260H166ZM7 262V261H6ZM38 262V261H37ZM164 262V261H163ZM169 263V262H168ZM1 264H4V263H1ZM34 264V263H33ZM37 264V263H36ZM44 264V263H43ZM164 264H165V262H164ZM167 264V263H166Z\"/></svg>",
	"mask_w": 264,
	"mask_h": 264
},
{
	"label": "crops",
	"instance_id": "obj_3",
	"mask_svg": "<svg viewBox=\"0 0 264 264\" xmlns=\"http://www.w3.org/2000/svg\"><path fill=\"white\" fill-rule=\"evenodd\" d=\"M232 3L234 9L248 8L257 6L258 2H264V0H228Z\"/></svg>",
	"mask_w": 264,
	"mask_h": 264
}]
</instances>
